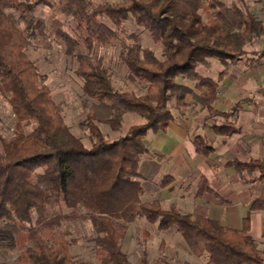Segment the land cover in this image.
<instances>
[{
    "label": "trees",
    "instance_id": "1",
    "mask_svg": "<svg viewBox=\"0 0 264 264\" xmlns=\"http://www.w3.org/2000/svg\"><path fill=\"white\" fill-rule=\"evenodd\" d=\"M48 1L0 0V92L15 118L13 138L0 136V237L15 245L17 236L28 232L25 264H95L74 260L66 242L45 232L61 219L85 217L97 234L93 241L105 254L103 264H146L144 258L131 263L121 249L126 226L142 217L160 231L174 229L191 254L206 259L205 264H264V250L250 235L249 218L237 230L202 215L163 210L158 200L144 199L139 182L147 153L143 140L149 132H164L175 115L192 104L206 110V120H226L237 112L241 102L228 113L214 111L212 105L228 67L246 53V46L264 37L263 22L250 6L243 0L242 7L222 0H115L96 6L90 0H58L49 18L37 17ZM59 14L71 17L83 30L81 44L64 31ZM129 20L161 45L162 60L143 47L138 36L121 39V28ZM37 36L63 42L65 54L78 63L75 74L91 101L81 124L88 147L71 132L61 108L39 82L38 67L26 52L30 39ZM117 40L122 43L119 61L130 78L147 83L143 96L117 90L102 61L86 53L94 44ZM209 59L223 67L216 80L197 69ZM129 113L144 122L109 140L99 125L117 132ZM211 130L219 136L235 132L227 124H214ZM193 144L201 156L213 152L202 136H195ZM227 166L238 172L257 171L264 179V160H233ZM171 181L166 176L161 186ZM209 193L207 181L201 179L196 196ZM250 210H264V202L255 200Z\"/></svg>",
    "mask_w": 264,
    "mask_h": 264
},
{
    "label": "crops",
    "instance_id": "2",
    "mask_svg": "<svg viewBox=\"0 0 264 264\" xmlns=\"http://www.w3.org/2000/svg\"><path fill=\"white\" fill-rule=\"evenodd\" d=\"M247 4L264 25V0H251ZM245 52L218 82V98L212 105L214 111L228 113L241 102L237 112L226 120L221 117L206 120V110L192 104L179 111L164 132H149L143 140L147 153L141 160L139 182L146 200H158L163 210L174 208L183 214L202 215L237 230L242 229L243 219L249 218L250 235L255 232L260 237L264 232V210L251 211L253 202L250 203V198L243 199L241 192L246 184L258 186L264 179L259 178L257 171L238 172L234 166H227L233 160L241 163L264 160V37L246 46ZM222 70L219 65L215 76L210 78L216 80ZM214 124H227L235 132L216 135L211 130ZM195 136H202L213 148L209 156L196 153ZM155 165H159L161 173L149 187L147 173ZM202 169L212 172L211 177ZM166 176L172 181L162 187ZM201 179L207 181L212 193L198 198ZM215 181L220 184L217 191L211 188V182Z\"/></svg>",
    "mask_w": 264,
    "mask_h": 264
},
{
    "label": "rangeland",
    "instance_id": "3",
    "mask_svg": "<svg viewBox=\"0 0 264 264\" xmlns=\"http://www.w3.org/2000/svg\"><path fill=\"white\" fill-rule=\"evenodd\" d=\"M94 6L103 1L115 2V0H90ZM225 4H236L242 7L241 0H222ZM249 3L251 0H243ZM58 0H49L48 4L37 10L36 16L43 19L49 18L57 6ZM249 5V4H248ZM63 24V29L72 38L78 40L80 44L84 38V32L71 17L62 14L57 15ZM129 35H136L140 38L143 47L152 50L158 59L162 60V47L152 41L150 35L145 30L135 25L132 20L125 22L121 28V39ZM30 46L26 52L33 61L40 73V84L45 86L50 95L62 111L65 124L71 132L81 138L85 147L90 146L87 131L81 124L88 113L87 106L91 103L82 93V81L76 76L75 71L78 63L74 57L65 54V45L61 41L46 36H37L30 39ZM81 48L83 46L81 45ZM122 50L121 40L113 41L109 44H94L91 51L86 53L92 59H100L106 69L114 87L119 91L133 93L143 96L146 93L147 83L138 79H131L126 67L119 61L118 54ZM220 63L215 59H209L206 65H201L197 69L206 76H215ZM223 68V67H222ZM184 79L179 78L182 82ZM186 84L193 85L189 80ZM184 83V81L182 82ZM144 121L137 114L129 113L124 115L121 129L112 132L108 126L99 125L102 133L109 139H116L124 135L133 125L142 124ZM15 133V118L11 105L6 96L0 92V136L5 140H11ZM209 178L212 172L202 169ZM161 173L159 165L151 167L147 173L149 178L148 186L155 183ZM245 173L241 174L242 176ZM226 180H228L226 178ZM259 183V182H258ZM257 183V184H258ZM220 184L211 182V188L215 191ZM153 190V189H151ZM243 199H249L250 203L255 200H264V182L258 186L246 184L242 190ZM144 199L147 196L144 195ZM215 202H219L213 199ZM68 213V212H64ZM55 240L61 239L66 242L69 255L76 261H91L95 264H103L105 254L96 246L93 241L97 234L90 221L85 217L73 220L61 219L59 224L46 229ZM28 232H21L16 239L15 245H11L6 237H0V264H25L22 260L24 249L30 245L27 240ZM258 233H252L257 248L264 250V239L258 237ZM121 249L127 255L131 263H138L142 258L146 264H205L206 259L196 257L190 253L182 238L174 230L160 231L157 224H149L144 218L139 217L135 223L126 226L124 237L121 241Z\"/></svg>",
    "mask_w": 264,
    "mask_h": 264
}]
</instances>
